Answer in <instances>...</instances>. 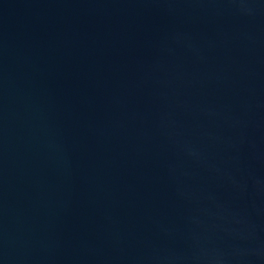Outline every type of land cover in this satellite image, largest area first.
Returning <instances> with one entry per match:
<instances>
[{"label":"water","instance_id":"obj_1","mask_svg":"<svg viewBox=\"0 0 264 264\" xmlns=\"http://www.w3.org/2000/svg\"><path fill=\"white\" fill-rule=\"evenodd\" d=\"M0 264H264V0H0Z\"/></svg>","mask_w":264,"mask_h":264}]
</instances>
